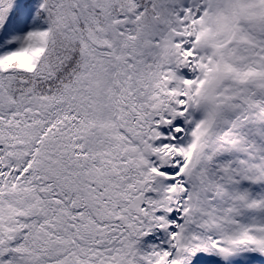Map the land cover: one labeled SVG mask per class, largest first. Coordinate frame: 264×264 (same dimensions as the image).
I'll return each instance as SVG.
<instances>
[{"label": "snow or ice", "instance_id": "6c2138e0", "mask_svg": "<svg viewBox=\"0 0 264 264\" xmlns=\"http://www.w3.org/2000/svg\"><path fill=\"white\" fill-rule=\"evenodd\" d=\"M0 264H264V0H0Z\"/></svg>", "mask_w": 264, "mask_h": 264}]
</instances>
